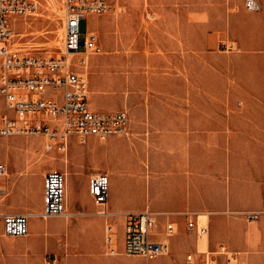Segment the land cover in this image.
Here are the masks:
<instances>
[{"label": "rangeland", "instance_id": "rangeland-1", "mask_svg": "<svg viewBox=\"0 0 264 264\" xmlns=\"http://www.w3.org/2000/svg\"><path fill=\"white\" fill-rule=\"evenodd\" d=\"M110 1L114 12L90 16L81 25V40L86 31L91 32L98 38L100 47V53L90 56L85 68H76L88 79L91 108L125 111L132 122L137 115L151 114V96L194 94L191 88L199 85L204 98V115L225 117V122L226 117L232 116L236 122L235 147L226 162L230 165V198L236 208L224 214L226 219L218 220L214 247L206 245L211 239L209 225L210 233L206 237H199L195 229L192 231L188 227L190 231L185 229L180 236L178 226L174 237H181V243L178 246L169 243L168 255L146 262L142 257L122 254L123 226L117 223L119 254L112 257L101 251L102 255L95 258H113L118 260L117 264H184L188 254L201 257L221 247L229 253L243 255V250L236 248L244 244L247 234H255L258 238L264 231V209L256 208L264 202V180L260 181L264 178V138L243 136L244 124L259 129L264 125V105L243 106L245 100L264 104V59L244 58L233 44L211 39L212 0ZM64 16L61 0H40L36 14L25 19L19 27L20 36L15 46L44 58L61 57ZM218 16L216 11V24ZM216 29H220L219 25ZM196 35H203L205 42L192 41ZM153 56L156 66L160 67L164 58L167 62L170 60L171 69L166 72L158 69L156 74H151ZM163 83L170 84V89L158 87ZM182 84L189 85V90L185 91ZM228 99L235 100L236 104L228 107ZM129 137L130 134L115 138ZM45 141L40 136L0 137V163L8 169L0 188V214L40 212L42 203L37 205L30 196L29 182L35 184L36 191L41 194L45 173L63 172L70 161L85 162L87 140L72 138L67 151L59 153L44 150ZM219 163H224L221 152ZM189 220L199 227L207 224L206 218L193 216ZM34 221V225L40 226L39 230L30 227L27 237L17 239L2 236L0 223V264H91L94 258L88 251L90 247L70 239L63 220ZM49 222L55 228L45 227ZM165 224L157 220V231L163 232ZM251 224L255 226L249 230ZM223 232L228 233L236 248L223 241ZM218 259L221 261L225 257Z\"/></svg>", "mask_w": 264, "mask_h": 264}, {"label": "crops", "instance_id": "crops-1", "mask_svg": "<svg viewBox=\"0 0 264 264\" xmlns=\"http://www.w3.org/2000/svg\"><path fill=\"white\" fill-rule=\"evenodd\" d=\"M255 3L257 9L249 10L246 0H212L211 39L217 43L233 44L244 58L264 59V0H255ZM216 11L219 12L218 24ZM216 25L220 29L217 30ZM192 41L202 43L205 39L203 35H196ZM171 67V61L167 62L166 58L161 67L156 66L155 56L151 58V74H156L158 69L166 72ZM158 87L170 89L171 85L163 83ZM181 87L189 90V85L182 84ZM191 90L195 93L151 96V114L137 115L132 122L129 117V138L113 137L106 142L87 139L85 162L70 161L63 168L69 216L55 219L64 221L65 233L70 239L90 247L88 251L94 258L91 264L118 262L113 258L96 259L104 251L103 220L94 215L97 208L89 194V179L100 171L108 175V209L117 223L123 226L126 214L148 208L157 214L161 224L169 221L180 226L181 236L193 216L206 218V227L208 231L209 227L211 229V239L206 245L216 246L218 220L226 219L224 214L236 208L230 198V165L226 164L235 147L236 122L232 116L226 117V122L225 117L205 116L202 89L196 84ZM258 103L257 100H245L243 106L264 105L260 101ZM230 104L234 106L235 100L228 99L227 106ZM262 129L264 125L259 129L244 124L243 136L264 138ZM220 152L223 164L219 163ZM225 179L228 180L226 184ZM263 180L262 177L260 181ZM24 187H27L26 183ZM29 188L30 196L40 205L43 190L38 193L31 182ZM256 208L264 209V202ZM253 226L251 224L249 230ZM223 236L228 246L236 248L227 232H223ZM181 241V237H174L169 243L170 246H178ZM236 249L243 250L241 256L246 264H264V231L258 238L248 233L244 244Z\"/></svg>", "mask_w": 264, "mask_h": 264}, {"label": "built area", "instance_id": "built-area-1", "mask_svg": "<svg viewBox=\"0 0 264 264\" xmlns=\"http://www.w3.org/2000/svg\"><path fill=\"white\" fill-rule=\"evenodd\" d=\"M64 10L63 53L59 58H44L16 47L19 27L33 17L40 0H0V137L36 136L46 139L44 150L65 152L72 138L84 141L94 138L106 142L130 134L129 116L125 111H96L90 106L88 79L76 68H85L89 57L100 53L98 38L86 31L81 40V25L90 16L114 12L110 0H61ZM249 10L257 9L255 0H246ZM71 55V58H68ZM8 175L0 163V188ZM109 180L106 173L89 179V194L103 220V249L107 256L119 254L117 220L108 209ZM66 177L51 170L43 176L42 210L38 213L0 214L2 236L24 238L29 221L68 218ZM254 218V216H252ZM188 229L199 237L209 234L191 220ZM178 232L174 222L157 231V214L148 208L128 213L123 218L122 254L142 257L146 262L169 253V240ZM224 256V260H219ZM184 264H246L240 253H229L224 247L201 257L188 254Z\"/></svg>", "mask_w": 264, "mask_h": 264}, {"label": "bare ground", "instance_id": "bare-ground-1", "mask_svg": "<svg viewBox=\"0 0 264 264\" xmlns=\"http://www.w3.org/2000/svg\"><path fill=\"white\" fill-rule=\"evenodd\" d=\"M61 36L64 38V29L62 30ZM34 220H37V219H34V218L31 219L30 227H31V229L39 230L40 226L34 225V222H35ZM45 227H47V228L52 227V229L55 228V226H49L48 223H46Z\"/></svg>", "mask_w": 264, "mask_h": 264}]
</instances>
